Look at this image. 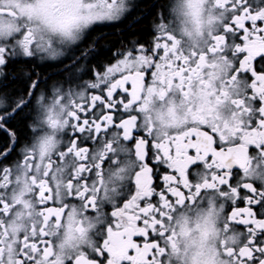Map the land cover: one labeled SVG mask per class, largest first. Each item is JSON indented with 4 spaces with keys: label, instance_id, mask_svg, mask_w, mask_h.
I'll return each instance as SVG.
<instances>
[{
    "label": "snow or ice",
    "instance_id": "6c2138e0",
    "mask_svg": "<svg viewBox=\"0 0 264 264\" xmlns=\"http://www.w3.org/2000/svg\"><path fill=\"white\" fill-rule=\"evenodd\" d=\"M134 7L0 0V264H166L181 258L177 241L190 232L180 225L178 234L177 217L186 224L205 199L224 217L213 224L215 248L192 264H264V0H214L219 16L209 10L206 21L203 0L177 5L197 35L207 25L203 48L164 23L151 40L119 47L89 38ZM46 59L74 61L67 78L18 67ZM25 129L31 143L19 147ZM93 213L107 217L95 247L57 254L66 220L83 237ZM13 215L30 220L13 228L15 239ZM209 223L198 226L202 242Z\"/></svg>",
    "mask_w": 264,
    "mask_h": 264
},
{
    "label": "clouds",
    "instance_id": "9594fccd",
    "mask_svg": "<svg viewBox=\"0 0 264 264\" xmlns=\"http://www.w3.org/2000/svg\"><path fill=\"white\" fill-rule=\"evenodd\" d=\"M184 3V0H172L169 6V12L171 15V21L168 23L169 30L174 31L179 39L182 40V43L188 47L192 48L193 46L203 48L206 46L207 41V25L204 27V35H197L195 31V25L192 21L191 16H186L183 14L174 11L177 8V5H181ZM203 5L205 8L203 14V20H207L209 10L212 11L214 15L219 16V13L216 12L214 7V0H203ZM219 21L213 27H218ZM187 28L189 32L192 34L189 36L184 34L183 30ZM193 102L199 103L198 99V86L194 90L193 93ZM177 111L179 114H183V107L179 105L177 106ZM229 107L225 105L221 110V115L223 119H230L228 116ZM163 118L165 120L168 119V114L166 110L163 112ZM46 129L39 130L36 134L42 135ZM169 132L173 131V129H168ZM60 134H57L59 138ZM31 143V142H30ZM113 180L116 185H121L124 181L113 177ZM119 191V188H117ZM116 199V197H113ZM111 207V203L105 201L101 206V211L107 213V208ZM187 216V223L184 222L183 216L177 217V232L179 234L180 225H184L185 228L190 229V232L184 236H182L178 241V246L181 252V258L178 259L176 256H173L170 260L166 261V264H192V257L194 254L198 252H203L207 254L209 251L213 250L217 243L216 233L212 230L213 224L216 227H219L223 217H224V209L220 208L219 203L215 201L209 202L207 199L198 205L197 207H193L191 211H188L184 214ZM207 217L210 221L209 223V235L206 241L202 242V236L200 230H198V226L203 224V219ZM35 219V216H33ZM107 217L106 215L96 217L93 213L87 221L84 223V227L86 232L83 237H80L77 233L74 232V226L70 220H66L64 230L61 231L59 236L55 237V252L59 254L61 257H68L77 252L78 249H88L91 251L97 242V236L100 232L101 224L106 223ZM24 223L25 225H30V220L25 218L23 221L18 219L15 215L8 217L6 221V227L9 230L10 235L13 239L18 236V233L13 232V228L20 223ZM22 230V229H21ZM239 234V230H237V237Z\"/></svg>",
    "mask_w": 264,
    "mask_h": 264
},
{
    "label": "flooded vegetation",
    "instance_id": "af4514ba",
    "mask_svg": "<svg viewBox=\"0 0 264 264\" xmlns=\"http://www.w3.org/2000/svg\"><path fill=\"white\" fill-rule=\"evenodd\" d=\"M172 0H129L130 4H135L134 8H129L126 16L121 17L120 20L106 21L100 23L98 27L92 31L89 38L102 36L101 43H108L113 41L117 47L121 44H128L132 39H141L144 41L151 40L156 33V25L160 23L168 24L171 21L169 6ZM114 41L116 43H114ZM69 59L51 60L46 59L37 65H20L24 67L25 71H35L40 73L44 79H66L67 73L65 68L69 67L71 63ZM88 79L87 76L83 77ZM67 87V85H65ZM32 139V132L30 129L21 131V144L30 143ZM19 151V148H18ZM226 211L230 208L226 205ZM110 214L111 207L107 208Z\"/></svg>",
    "mask_w": 264,
    "mask_h": 264
},
{
    "label": "trees",
    "instance_id": "16d2710c",
    "mask_svg": "<svg viewBox=\"0 0 264 264\" xmlns=\"http://www.w3.org/2000/svg\"><path fill=\"white\" fill-rule=\"evenodd\" d=\"M107 42H109V41H107ZM111 43H113V41ZM114 43H116V42L114 41Z\"/></svg>",
    "mask_w": 264,
    "mask_h": 264
}]
</instances>
